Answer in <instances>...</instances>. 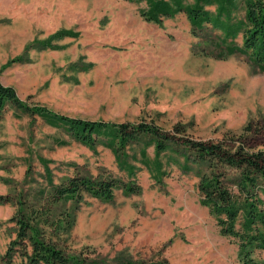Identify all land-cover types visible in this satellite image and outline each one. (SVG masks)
<instances>
[{"label":"rangeland","instance_id":"obj_1","mask_svg":"<svg viewBox=\"0 0 264 264\" xmlns=\"http://www.w3.org/2000/svg\"><path fill=\"white\" fill-rule=\"evenodd\" d=\"M173 1V0H166ZM230 21L243 20L245 0H232ZM194 6L197 0H181ZM210 14L215 3H200ZM146 0H0V83L29 109L105 123H153L176 137L219 142L250 125L264 150V71L187 15L145 19ZM101 137L90 148L61 125L7 103L0 113V264L14 237L9 219L20 194L35 201L73 176L115 183L110 201L84 194L65 238L69 254L115 264L125 259L168 264H240L233 239L220 234L200 203L195 170L161 158L144 141L119 150ZM180 150V148H178ZM180 158V157H179ZM233 174L226 177L231 179ZM134 187L131 194L125 188ZM264 184V183H263ZM259 196L264 199L261 193ZM250 257L264 264V249ZM12 264H16L13 262Z\"/></svg>","mask_w":264,"mask_h":264},{"label":"trees","instance_id":"obj_2","mask_svg":"<svg viewBox=\"0 0 264 264\" xmlns=\"http://www.w3.org/2000/svg\"><path fill=\"white\" fill-rule=\"evenodd\" d=\"M146 20L161 24L162 17H173L183 11L192 27L199 29L204 23L218 27L225 38L240 36L242 44L226 46L228 54L245 55L250 63L264 71V0H245L242 21L232 23V0H197L194 6H185L181 0H146ZM200 3H215L216 11L210 14ZM7 103L22 108L30 114L38 113L49 122L65 127L76 141L90 148L101 137L108 139L111 147L119 150L137 141L153 145L155 169L160 172L161 158L179 164L184 172L195 170L200 203L215 217L222 236L236 242L240 251V264H258L251 257L255 248L264 249V150L253 145L248 136L259 134L250 125L239 135L226 133L219 142L176 137L153 123H105L73 119L50 114L43 108L29 109L17 96L14 88L0 83V113ZM180 148V150L178 149ZM180 157V158H179ZM233 174L231 179L226 176ZM115 183L112 180H96L85 176H73L50 190L39 191L35 201L24 200L22 194L15 198H2L15 204L10 223L14 225V237L2 256V264H108L90 259L83 251L69 254L65 238L75 225V213L66 208L68 202L78 205L84 194L101 201H110ZM125 193L131 194L129 184ZM115 264H168L165 260L125 259Z\"/></svg>","mask_w":264,"mask_h":264}]
</instances>
